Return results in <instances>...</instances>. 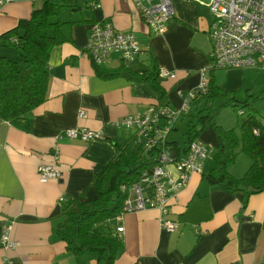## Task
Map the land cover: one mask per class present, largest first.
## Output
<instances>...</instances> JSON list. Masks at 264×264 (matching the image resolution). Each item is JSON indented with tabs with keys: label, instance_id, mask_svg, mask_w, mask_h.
Instances as JSON below:
<instances>
[{
	"label": "crops",
	"instance_id": "1",
	"mask_svg": "<svg viewBox=\"0 0 264 264\" xmlns=\"http://www.w3.org/2000/svg\"><path fill=\"white\" fill-rule=\"evenodd\" d=\"M44 1L17 0L4 6L0 37L21 19H29ZM49 1L58 9L54 21L67 24L60 29L61 43L48 62L46 100L23 121L0 119V264H97L96 253L74 256L56 234L54 229L64 219L62 204L80 196L96 198L95 176L116 160L117 145L130 147L136 135L134 130L118 128L116 122L159 101L144 81L99 75L97 70H115L122 60L114 53L107 64L95 66L85 54L94 22L109 20L117 30L135 35L141 52L131 65L133 72L149 73L155 65L176 74L175 79L159 77L171 110L182 108L188 94L198 88L203 68L217 87L235 93L236 99L243 98L237 96L240 92L248 97L257 90L251 80L256 68L211 71L213 15L208 0H173L174 16L162 35L150 31L133 0H101L97 9L91 6L95 0ZM0 56L14 58L16 52L0 41ZM82 111L84 118L79 117ZM175 123L167 138L180 141L174 132L179 126L187 131L188 119L181 115ZM79 127L100 131L104 138L83 142L63 136L65 130ZM198 139L211 151L218 143L212 127ZM55 146L63 176L42 183L38 168L54 162ZM180 146L185 147L184 141ZM213 165L210 155L203 172L190 175L172 200L168 218L179 222L177 232L162 229L157 209L127 213L109 223L122 242L114 264H264V192L249 196L244 204L243 192L232 193L209 182L205 174ZM250 165L240 153L229 172L241 178ZM170 170L178 177L173 167ZM6 223L14 224L10 237L19 242L15 250L2 246Z\"/></svg>",
	"mask_w": 264,
	"mask_h": 264
},
{
	"label": "trees",
	"instance_id": "2",
	"mask_svg": "<svg viewBox=\"0 0 264 264\" xmlns=\"http://www.w3.org/2000/svg\"><path fill=\"white\" fill-rule=\"evenodd\" d=\"M57 15L56 5L45 0L40 8L33 10L29 19H21L17 27L0 37L6 47L16 52L14 58L0 56L1 120L23 121L45 102L48 62L54 47L61 43L60 29L67 24L54 21ZM97 71L104 79L125 77L144 81L158 95L157 104L168 106L167 91L159 81L160 70L155 65L151 72L143 74L133 72L131 65L123 64L115 70ZM207 89L190 101L188 111L183 114L188 119L185 147L181 148L180 141L168 138L164 144L158 142L151 147L134 143V138L130 147L117 145L116 160L95 176L92 188L96 198L84 200L80 196L62 204L64 219L54 230L66 244L67 252L74 256L93 252L97 255V264H114L122 242L118 230L113 234L109 223L120 216L128 197L122 187L139 181L145 172H152L160 151L174 148L176 159L185 156L187 145L208 127H212L218 136L217 146L211 151L213 168L205 174L209 182L232 193L243 192L244 204L249 196L264 192V92L258 96L251 94L254 101L244 102L243 107L237 109L243 111L237 127L224 129L214 121L215 102L225 97L226 102L221 107H228L236 94L231 96L217 87L213 78L209 79ZM259 101L263 102L256 103ZM232 106L236 108L238 104ZM240 153L251 161V165L243 177L237 178L229 172V167L236 163Z\"/></svg>",
	"mask_w": 264,
	"mask_h": 264
},
{
	"label": "built area",
	"instance_id": "3",
	"mask_svg": "<svg viewBox=\"0 0 264 264\" xmlns=\"http://www.w3.org/2000/svg\"><path fill=\"white\" fill-rule=\"evenodd\" d=\"M17 0H0V12L4 6ZM138 6L142 19L155 35L166 32L169 21L174 16L173 0H133ZM188 1V0H186ZM95 9L101 7V0L91 3ZM207 7L213 15L209 36L213 45L211 52V69L260 68L264 65V0H208ZM141 47L133 33H126L114 28L109 20L94 22L89 31L86 55L95 66L109 62L111 55L118 53L122 64L132 65ZM201 82L196 90L188 94L182 108L171 110L168 106L158 104L150 106L144 112L128 115L116 122L118 128L134 130V143L155 146L164 144L172 131L176 120L188 111L189 103L199 93L208 89L207 68L200 71ZM160 78L175 79L176 74L167 69H160ZM240 115L243 111H240ZM86 114L79 113L80 118ZM164 119V120H163ZM166 119V120H165ZM64 137L71 140L89 142L104 138L100 131L87 128H70ZM188 152L180 159L170 155V149L158 152L157 164L152 172H145L142 178L130 186H123L128 192L121 218L124 214L146 209L160 211V225L163 230L174 233L179 230V222L168 218L172 200L186 187L190 175L203 172V163L211 155V150L201 140L196 139L188 146ZM54 162L40 165L38 177L40 182L60 180L63 171L57 166L60 161L59 147L55 146ZM173 167L176 177L170 170ZM12 223H6L1 236L5 249L15 250L19 242L10 237ZM7 261V259H5Z\"/></svg>",
	"mask_w": 264,
	"mask_h": 264
},
{
	"label": "rangeland",
	"instance_id": "4",
	"mask_svg": "<svg viewBox=\"0 0 264 264\" xmlns=\"http://www.w3.org/2000/svg\"><path fill=\"white\" fill-rule=\"evenodd\" d=\"M251 80H252V85L257 87V90L255 93H253V96H258L261 95L262 92H264V65L260 66V68H256L254 69V71H252L251 73ZM246 92H240L237 94V96L239 95H243L242 99L237 98L234 101H231V105L228 107H221V105H223L226 101L224 100H220L215 104L214 106V112H215V116H214V121L215 123H217V125L221 126L222 128L224 127H229V129H232L230 127H237L238 125V121L242 118V116L239 114L240 111H238V108H242L243 103L244 102H253L254 100L252 99L253 96H245ZM231 96H233L232 93H230ZM222 99V98H221ZM225 99V97H224ZM263 101H259L256 103H260ZM238 104V107H233L232 105ZM220 107V109L218 110V108ZM245 109L248 108L244 107ZM179 109V108H178ZM176 109V110H178ZM236 121L235 126H232V123L234 125V122ZM184 125V123H183ZM224 127H223V126ZM185 134L186 131L184 129V126L180 127L179 126V130L178 132H174V135L176 136V138H178V140H180V143L183 144V141L185 142L186 138H185ZM240 165V163H239Z\"/></svg>",
	"mask_w": 264,
	"mask_h": 264
},
{
	"label": "water",
	"instance_id": "5",
	"mask_svg": "<svg viewBox=\"0 0 264 264\" xmlns=\"http://www.w3.org/2000/svg\"><path fill=\"white\" fill-rule=\"evenodd\" d=\"M170 155H171L172 157H175L174 148H171V149H170Z\"/></svg>",
	"mask_w": 264,
	"mask_h": 264
}]
</instances>
